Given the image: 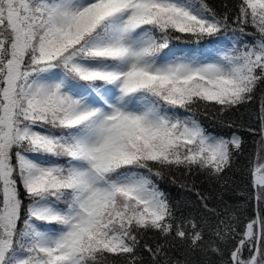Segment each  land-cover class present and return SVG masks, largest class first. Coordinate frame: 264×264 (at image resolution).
Listing matches in <instances>:
<instances>
[{"label": "snow or ice", "instance_id": "snow-or-ice-1", "mask_svg": "<svg viewBox=\"0 0 264 264\" xmlns=\"http://www.w3.org/2000/svg\"><path fill=\"white\" fill-rule=\"evenodd\" d=\"M0 264H264V0H0Z\"/></svg>", "mask_w": 264, "mask_h": 264}, {"label": "trees", "instance_id": "trees-1", "mask_svg": "<svg viewBox=\"0 0 264 264\" xmlns=\"http://www.w3.org/2000/svg\"><path fill=\"white\" fill-rule=\"evenodd\" d=\"M216 2H218V0H216ZM247 139L249 140V142L245 146V155L240 157V159L237 163V167L235 169L236 177L238 180L241 178V169L246 164V157L250 154L251 149H252L251 138H247ZM195 179H196L198 184H202V182L204 180V178L202 176H197ZM202 186L207 187L206 184H203ZM161 187L164 188L166 191H169L170 194L177 199H179L180 196H182V195H186L184 193H181L180 190L173 188L172 186L168 185L166 182H162ZM225 198L228 199L230 203H236L237 202L236 198H235V194H232L230 196H226ZM193 199H194V197H193Z\"/></svg>", "mask_w": 264, "mask_h": 264}]
</instances>
